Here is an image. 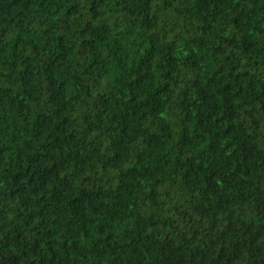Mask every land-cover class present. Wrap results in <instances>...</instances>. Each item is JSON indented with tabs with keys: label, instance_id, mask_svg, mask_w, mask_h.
I'll return each instance as SVG.
<instances>
[{
	"label": "clouds",
	"instance_id": "9594fccd",
	"mask_svg": "<svg viewBox=\"0 0 264 264\" xmlns=\"http://www.w3.org/2000/svg\"><path fill=\"white\" fill-rule=\"evenodd\" d=\"M0 8V264H264V0Z\"/></svg>",
	"mask_w": 264,
	"mask_h": 264
},
{
	"label": "trees",
	"instance_id": "16d2710c",
	"mask_svg": "<svg viewBox=\"0 0 264 264\" xmlns=\"http://www.w3.org/2000/svg\"><path fill=\"white\" fill-rule=\"evenodd\" d=\"M220 2H221V0H217V10L219 11V4H220ZM20 3V0H13V4H19ZM27 7V5H25V8ZM3 9L2 8H0V11H2ZM93 10H94V6H93ZM234 23L237 25V26H239V20H236V21H234ZM219 51V50H218ZM27 82V80H26V78H25V83ZM53 99H54V97H53ZM213 151H214V149H213ZM39 159V158H38ZM213 175H215V172H213ZM17 180L19 179V177H17L16 178ZM35 182V177L32 179V180H30L29 181V183H34ZM67 183V181H65V184ZM40 187H43V184H41L40 185ZM19 192H23V189H19L18 190ZM34 191V193H35V191H36V189H34L33 190ZM17 193H12L11 195L12 196H15ZM214 226V225H213ZM101 231H103V229H101ZM134 243H135V241H134ZM99 254V253H98ZM193 259H194V257H193ZM221 259L222 260H224V259H226V255H225V253H224V251L222 250V252H221ZM13 264H15V261H13ZM180 264H182V261L180 262Z\"/></svg>",
	"mask_w": 264,
	"mask_h": 264
}]
</instances>
